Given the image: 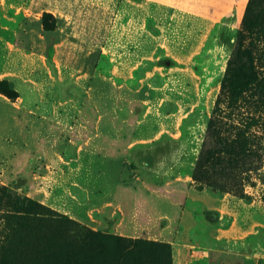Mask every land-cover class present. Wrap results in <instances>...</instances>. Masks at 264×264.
<instances>
[{"label":"rangeland","instance_id":"1","mask_svg":"<svg viewBox=\"0 0 264 264\" xmlns=\"http://www.w3.org/2000/svg\"><path fill=\"white\" fill-rule=\"evenodd\" d=\"M249 1L0 0V264H264Z\"/></svg>","mask_w":264,"mask_h":264},{"label":"trees","instance_id":"2","mask_svg":"<svg viewBox=\"0 0 264 264\" xmlns=\"http://www.w3.org/2000/svg\"><path fill=\"white\" fill-rule=\"evenodd\" d=\"M258 4H260V0L249 1L243 21L242 31L239 35V42L236 49L234 50L230 65L227 70V75H232L239 67H244L250 79L243 86H246L249 89L255 88L256 90H259L256 83L264 85V65L260 64L261 61H258L259 56L256 55L258 53L264 54V10L262 7L259 8ZM48 16H50V13H46L45 15V20H47V22ZM47 28H50L48 24ZM246 37H250L252 40L250 39L249 43H246ZM219 110L220 113H218V109H216L217 115L215 114V116L210 121L209 129L211 131L218 128L219 126H223L222 124L224 121L222 120L221 116L222 112L224 111L222 109ZM229 126L234 127L237 132L243 130L241 125L238 126L236 124L230 123ZM248 135L251 137L252 135H255V133H248ZM249 136H247V138ZM206 162L207 155L205 154L200 158L193 174L194 179L197 182L202 181L203 172L209 169L206 165ZM197 187L202 189L200 185H197ZM240 195L242 197L249 196L245 189L240 190ZM152 244L156 243L152 242ZM162 245L166 246L165 244Z\"/></svg>","mask_w":264,"mask_h":264},{"label":"crops","instance_id":"3","mask_svg":"<svg viewBox=\"0 0 264 264\" xmlns=\"http://www.w3.org/2000/svg\"><path fill=\"white\" fill-rule=\"evenodd\" d=\"M194 192H195L194 194H197V193L199 194V193H200V192H199V191H197V190H195Z\"/></svg>","mask_w":264,"mask_h":264}]
</instances>
